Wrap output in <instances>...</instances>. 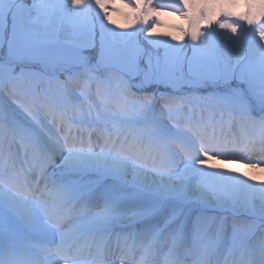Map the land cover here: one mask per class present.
<instances>
[{
    "label": "snow or ice",
    "instance_id": "snow-or-ice-1",
    "mask_svg": "<svg viewBox=\"0 0 264 264\" xmlns=\"http://www.w3.org/2000/svg\"><path fill=\"white\" fill-rule=\"evenodd\" d=\"M241 3L246 9L244 13L228 10ZM71 5L69 8L66 2L57 5L33 0L29 11L34 10L35 15L22 17L20 9L27 8L26 5L0 0V49L5 43L8 45L7 59L0 60V87L9 83L13 92L20 94L28 93L29 88L21 89L17 82L27 79L33 90L40 81L46 82L49 87L40 94L56 95L41 108L53 122L67 129L61 137L41 128V141L36 131L41 121L35 104L24 109L31 124L15 120L0 108V222H20L19 227H0V264H15L13 258L26 251V264H58L60 260L77 264L85 248L93 254V244L97 264H102L104 243L117 228L118 241L121 236L127 241L148 235L146 253L151 250L155 254L157 245L159 250L166 247L164 264H183L189 238L194 244L203 238L204 218L193 205L209 203L231 211L232 224L229 227L225 217L218 218L216 240L202 247L193 264H204L211 249L228 241L230 254L234 250L240 252L238 264H264V180L250 183L257 177L248 172L235 174L232 170L205 167L221 158L243 161L249 168L264 166V0H182L158 7L153 6V0H71ZM118 5L133 10L143 28L128 30L119 25L121 30L116 31L108 27L113 23L110 13L118 12ZM213 8L215 15L206 21L210 30H202L199 20L205 19ZM57 9L61 23L66 21L72 27L63 39L59 27L51 29V17ZM164 10L174 11L187 21V29H181L183 35L172 36V40L187 37L191 41V56L184 51V44L151 38L152 27L157 23L153 14ZM216 28L221 30V37L228 32L233 34L228 39L236 41L234 59L231 55L220 56L210 41ZM241 33L247 34L248 39L241 41ZM146 44L152 48L163 45L164 55H153ZM86 48L98 49L95 64L90 56L83 55ZM170 49L176 51L174 56H169ZM245 52L255 55L246 56ZM101 65L127 69L128 79H119L118 92L100 90L103 82L94 73ZM29 66H39L43 71L30 70ZM252 66L258 70L256 77L249 74ZM61 74L64 80H60ZM135 78H139L135 84L138 89L162 85L172 92L160 93L162 103L157 109L155 93L137 96L131 92ZM32 80L37 84H32ZM92 81L98 85L100 107L114 108L111 119L127 128L119 145V129L115 137L105 134L100 151L94 150L91 139L95 124V104L90 98ZM73 83L82 85L78 100H72L68 92ZM205 84L224 89L196 100L198 106L220 110L221 122L228 127L222 138L206 137L202 125L189 123L185 130L176 127L182 107L192 101L175 93L184 87ZM253 102L259 109L256 115ZM99 120L97 115L96 121ZM169 120L174 122L172 126ZM233 123L239 127L238 134L231 131ZM249 124L258 126V137L248 135ZM76 125L82 126L79 137L72 132ZM84 132L88 133L87 139ZM17 144L21 152L32 154L28 173L23 169L15 171ZM252 154L259 156L255 164L250 163ZM57 157L59 179L51 186L45 183L46 198L36 197L32 193L31 172L35 171V183L39 185L46 175V165L55 164ZM9 167L13 174L4 179V170ZM176 172L180 174L178 180L173 179ZM197 177L198 182L193 183ZM97 190H102L99 204L95 203ZM242 192L244 196L240 195ZM77 204L81 205L79 210ZM240 215L250 220L238 221L236 217ZM121 216L123 220L119 219ZM257 231L261 234L253 240ZM21 245H27V249Z\"/></svg>",
    "mask_w": 264,
    "mask_h": 264
},
{
    "label": "rangeland",
    "instance_id": "rangeland-1",
    "mask_svg": "<svg viewBox=\"0 0 264 264\" xmlns=\"http://www.w3.org/2000/svg\"><path fill=\"white\" fill-rule=\"evenodd\" d=\"M16 4L19 5H26L27 8H21L20 9V16L27 17L29 15H35L34 10L29 11L31 9V5L33 3V0H14ZM45 2H51L55 3L57 5L67 3L68 7L71 8V0H45ZM168 3H182V0H153V6L158 7L161 4H168ZM93 7L95 5L93 4ZM118 12L110 13V18L112 19L113 23L111 25H108V27L114 28L116 31H120L121 29L118 27L119 25H125L128 30H131V28L140 27L143 28L142 24H139L135 19V13L133 10L129 8H125L122 6H119ZM229 11H234L236 13H244L246 9L244 8L243 4L241 3L240 6L236 8H229ZM96 11H99V9H96ZM216 13V9H211L205 19L199 20V27L202 30H210L208 29L207 20L211 19ZM94 15V14H93ZM155 15L156 18V25L152 27V33L151 38L158 39V40H167L169 44H184L185 48L184 51L188 53L189 56L192 55V51L190 49L191 41L188 40L187 37H184L183 40H172V36L180 37L183 35L181 29H187V21L182 18L178 13L171 11V10H164L159 11L158 15ZM193 15H196V13H193ZM60 11L57 9V11L52 15L51 17V29H55L56 27H59L61 30V38L72 31L71 25H69L66 21L61 23L59 20ZM100 18H103V13H101ZM107 23V21H105ZM39 28V26H37ZM215 27V25H213ZM11 28V19L9 18V31ZM50 29V30H51ZM43 31V29H40ZM221 30L216 28V31L212 33L210 37V41L214 45V47L217 49V52L220 56L227 58L228 56H232V58H235V44L236 41L229 40L228 37H231L233 34L228 32L225 36L221 37L220 35ZM146 37V30L144 33L141 34V39L144 40ZM248 36L247 34L241 33L240 34V40L244 41L247 40ZM149 48H152L151 45H145ZM98 50V49H97ZM93 49H84L83 55L84 56H90L91 63H96V51ZM153 55H156L157 52L163 56L165 49L163 45H160L157 48H152ZM169 56H174L176 54V51L173 49L168 50ZM246 56H253L255 55L252 52H245ZM182 56L183 53H180ZM8 57V45L7 43L4 44L3 48L0 49V60H6ZM103 67V68H102ZM102 68V69H101ZM30 70L42 72L43 70L39 66H29ZM102 71H101V70ZM101 71V73L95 72L94 75L99 78L100 81L103 83L100 85V90L103 91L104 89H109L111 92L115 93L120 90L119 88V79L123 77L124 79H128L126 75L127 69L124 66H108L105 67L103 65L100 66L98 69ZM16 71L19 72V67L16 68ZM251 76L256 77L258 76V70L255 66H252L250 69ZM83 75V74H82ZM60 80H64V75H60ZM139 78H135L132 80L133 87L131 89L132 93H135L137 96H143L146 94H152L155 93L157 97V103L156 108L159 109L162 101H160V93L163 92H169L171 93V89H166L164 86H156L152 85L150 87L144 88V89H138L135 87V84L138 83ZM32 84H37L36 80L31 81ZM17 86L21 89L29 88L28 93H25L23 91L20 92V94H15L13 92V86L9 83H5L2 87H0V108H2L7 114H9L11 117H13L15 120L21 121V122H27L31 124L30 119L26 116L24 109L28 107L31 104H35V107L37 108L39 112V119L41 121L40 127L36 128L37 133H40V129L43 128L45 131H47L50 135H58L63 136L64 132L67 130L62 125L53 122L51 120V117H49L41 108V105L45 102L50 101L53 96L56 94L53 92L49 96L41 95L40 92L42 89L49 87V85L44 82L40 81L38 83V87H36L34 90L29 87V80H24L17 82ZM233 86H235V82H233ZM52 88L55 87V85L51 86ZM82 89V85L79 84H71L68 87V92L71 93V99L72 100H78L80 98V92ZM97 89L98 85L96 81H92L90 84V98L91 102H94L95 107L92 110V120L95 122L94 124V130L92 131L93 135H95L93 145L95 151H100L102 147H104V135H112L115 137V134L117 132V129H119V138L116 139L117 145L120 144L121 140L124 139V137L127 135V128L121 125L118 121L114 122L111 117L114 114V108L111 109H104L100 107L99 98L97 96ZM218 91H224L223 88H217L211 84H205L201 85L199 87L195 88H189L184 87L181 92L175 93L177 96H183L187 98L188 100L192 101L190 104H185L182 107V110L180 114L177 116V120L179 121L178 127L180 130H185V126L189 123H191L193 126L196 125H202L201 131L202 133L208 137L212 138L213 136L217 137H223L225 133L228 132V127L226 123L221 122V112L219 109L215 107L210 106H204L203 104H200L199 106L196 103L197 98L202 97H208L210 94ZM259 109L256 107L255 102H253V115H256L258 113ZM84 112L87 114L88 107L85 104L84 105ZM74 115L73 113H70V116ZM99 115L101 117V120L96 121V116ZM224 120H227V115L225 114ZM169 126H172L174 123L173 121H168ZM115 124V127H114ZM236 124L233 123L231 131L233 133L238 134L239 128L235 126ZM81 125H76L72 132L74 135L79 137L81 135L80 128ZM87 127V125L83 126ZM83 135L85 138L87 137L88 133L84 132ZM248 135L256 136L258 137L260 135V130L258 126L253 125V130L248 133ZM40 140H44V136L42 133H40ZM93 140V139H92ZM170 148H175V145H170ZM178 150V149H177ZM16 151V164H15V171H19L23 169L25 173H28V170L32 167V154L30 152L23 153L20 151L19 144L15 147ZM254 161H250V163L255 164L256 160L259 158L258 154H252L250 158H252ZM59 163V157L55 158V164H47L45 168L46 175L43 179V182L39 183L37 185L36 183L33 185L32 193L39 198H46L45 194H42V189L45 187V183L49 184L51 186L52 182L54 180L59 179V172L60 170L55 166ZM179 163V161H178ZM180 167H183V164H180ZM205 167L208 170H212L214 167H219L223 171L232 170L235 174H240L244 172H248L250 175H255L257 177L256 181H249L250 183H258L259 180H264V166H258L255 168H249L245 166V162H235V161H224L222 158L217 159L215 161H212L209 163V165H205ZM149 173H153V169L149 167L148 169ZM175 172V169H173ZM13 174V170L9 167L4 170L3 178L7 179L10 175ZM180 174L178 172L175 173L173 176V179L178 180ZM30 178L36 180V173L35 171L31 172ZM153 178L150 175V179ZM244 179H247V177H242ZM129 179L131 177L129 176ZM165 179H168V174L165 173ZM199 178H196V181L193 183L198 182ZM106 183H111V181H107ZM102 190H97L96 193V200L95 203L99 204L102 203V201L99 199L100 193ZM213 192V194H216V190L212 189L210 190ZM44 193V192H43ZM223 195V194H221ZM241 196H244L245 193H241ZM76 210H79L81 207L80 204H77ZM193 208L196 209L200 214L203 216V223L202 228L204 229L202 234V239L198 238L195 241V244L193 243V240L191 237L188 241V253L183 256V264H193V261L197 259V257L200 254V251L202 247L209 246L216 240V229H217V223L218 218L225 217L226 223L229 225V227L232 224L233 216L232 212L227 210L226 208L215 206L214 203L209 204H202V205H193ZM95 210V209H94ZM213 218H217L216 220H213ZM120 220H123L124 217L121 216L119 218ZM238 221H249L250 218L244 215H240L236 217ZM20 222L18 220H12V221H6V222H0V227H3L4 229H10L12 227H19ZM120 232V229L117 228L116 231L112 232L110 235H108L105 243H104V257L102 262L105 264H129L128 255L134 256L136 258L142 259L146 261L149 260L150 256H153L152 258H156L157 261H155L152 264H162L161 261H164L165 254L167 253V248L165 247L163 250H159V245L156 246L157 250L155 251V254L151 250H149L147 253L145 252V248L148 247L150 236L148 235H138L135 240H133L131 237L125 241L123 239V236L117 240V233ZM260 231H257L255 236L252 237V239H256L258 236H260ZM231 242L228 241L227 243L221 242L218 247H215L211 249V256L205 259L204 264H210V263H216L220 264L221 262L225 261L232 253H234V260L240 258V252L238 250H234L231 254L229 253L228 249L230 247ZM23 248L27 249V245H21ZM92 253H89V250L85 248L80 256L77 258V264H97V260L95 259L94 253H95V244H93L92 247ZM19 256V255H18ZM29 258V253L27 251L24 254V259ZM149 258V259H148ZM50 259L55 260V257H50ZM27 260V259H26ZM26 261H23V264ZM147 262V261H146ZM230 264H233V259L230 260ZM58 264H66V261L60 260L58 261ZM148 264V263H147ZM151 264V263H150ZM164 264V263H163Z\"/></svg>",
    "mask_w": 264,
    "mask_h": 264
},
{
    "label": "bare ground",
    "instance_id": "bare-ground-1",
    "mask_svg": "<svg viewBox=\"0 0 264 264\" xmlns=\"http://www.w3.org/2000/svg\"><path fill=\"white\" fill-rule=\"evenodd\" d=\"M235 126H237L238 127V125H235ZM239 128V127H238ZM253 130V125H251V124H249V125H247L246 126V131H247V133H249L250 131H252ZM94 138H95V135H93V133H92V135H91V139H93L92 140V142L94 141ZM85 139H87V137L85 138ZM253 159V157L252 158H250V161ZM252 161H254V160H252ZM31 180L33 181V183H32V188H33V185L35 184V180L34 179H32L31 178ZM41 182H43V179H41L40 180V183ZM44 189H42V194H44L43 191ZM234 253H232L230 256H228V258H230V259H226L227 261H228V264H230L231 262H230V260H232V259H234ZM153 256H150L148 259L149 260H146V261H144V260H142V259H139V258H136V257H134V256H131V255H128V259H129V264H152V263H154L155 261H157L156 260V258H152ZM23 255H19V256H17V261H19V262H21V261H23ZM95 259H96V257H95ZM165 259V258H164ZM26 260V259H25ZM161 263L163 264L164 263V261H161ZM234 264H238L236 261L235 262H233ZM102 264H105V263H103L102 262ZM207 264V263H206ZM210 264H216V263H210ZM220 264H225V261H223V262H221Z\"/></svg>",
    "mask_w": 264,
    "mask_h": 264
}]
</instances>
